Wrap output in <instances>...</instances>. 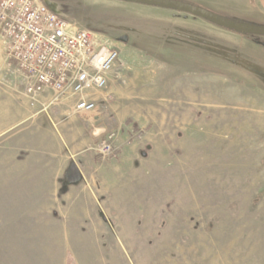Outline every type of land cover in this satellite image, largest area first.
I'll list each match as a JSON object with an SVG mask.
<instances>
[{"label":"rangeland","instance_id":"1","mask_svg":"<svg viewBox=\"0 0 264 264\" xmlns=\"http://www.w3.org/2000/svg\"><path fill=\"white\" fill-rule=\"evenodd\" d=\"M175 1L264 26V0H245L239 11L224 9L232 0ZM53 2L73 26L111 40L133 68L86 117L108 114L111 129L97 146L115 135L114 152L96 154L90 175L77 160L58 190L11 181L3 192L0 182V264H264V37L197 18L218 29L212 46L174 41L165 13L176 10ZM24 89L0 39V162L8 151L11 165L38 160L48 128L17 117Z\"/></svg>","mask_w":264,"mask_h":264},{"label":"built area","instance_id":"2","mask_svg":"<svg viewBox=\"0 0 264 264\" xmlns=\"http://www.w3.org/2000/svg\"><path fill=\"white\" fill-rule=\"evenodd\" d=\"M0 39L24 77L29 104L42 112L69 101L73 114H94L112 81L125 82L120 49L101 33L73 26L43 0H0ZM114 137L96 147L99 155L114 152Z\"/></svg>","mask_w":264,"mask_h":264},{"label":"crops","instance_id":"3","mask_svg":"<svg viewBox=\"0 0 264 264\" xmlns=\"http://www.w3.org/2000/svg\"><path fill=\"white\" fill-rule=\"evenodd\" d=\"M44 1L49 8L59 12L57 8H54L53 0ZM232 1V7L227 6L224 8L225 10L239 11V9H245V3L247 4L248 2L245 0ZM228 4L230 5V3ZM165 14H172L171 16L174 21L168 31V37H172L169 40L174 39V41H176L180 39L181 41L190 40L199 42V40L202 39L206 44L212 46V39L210 38L212 37V33L215 34L218 29H214L210 25L199 21L196 17L184 13L176 12ZM185 26L191 27L192 30H185ZM163 29L166 30V27H163ZM214 38L216 39V35ZM216 42L217 39L215 40V43ZM176 49L178 51L183 50L180 47ZM135 64L136 63H133V66ZM122 65L124 67L123 77H125L126 71L133 67L126 63H122ZM119 84L120 82L118 81H112L107 91L99 95L101 100H106V97H108ZM27 103L29 104V101ZM27 103L24 101L17 103L15 107L17 117L20 119L23 118L25 121L32 120L34 124L37 123L38 132H40L39 129H42V123L47 124L48 128L45 131L46 136L44 140L39 143V153L36 154L39 156V159L36 161L18 159L17 162L11 165L9 152L7 151V155H5V153L2 154V156L5 155L0 162V182H2L1 190H3V192L9 191V182L11 181H17L19 183H53L54 188L58 190L57 184L63 181L65 176H72V173L70 175L71 167L75 168L72 165L76 163L77 160L80 163L79 169L83 166L86 167L84 172L87 171V169H94L95 165L93 158L98 154L96 146L111 129L110 123L106 121L108 119L107 112H98L96 114V116L98 115V119L95 120V122H88L86 117L90 115L78 116L73 114V104L69 101L53 106L46 112H42L40 107H31ZM93 118L95 117L90 118V120H93ZM81 119L87 120L86 123H82ZM114 119L115 121L112 127L120 126L119 117L114 116ZM58 129L61 130L62 133H60ZM85 173L90 175L88 172ZM18 191H26V185H18Z\"/></svg>","mask_w":264,"mask_h":264},{"label":"water","instance_id":"4","mask_svg":"<svg viewBox=\"0 0 264 264\" xmlns=\"http://www.w3.org/2000/svg\"><path fill=\"white\" fill-rule=\"evenodd\" d=\"M119 1L172 9L180 13H184L196 18L204 19L214 25H217L219 27H222L230 31L238 32L241 34L264 37V26L240 23L231 19L221 17L214 13H211L203 8L180 1H175V0H119ZM120 41L123 43H127L128 37L123 36L120 38Z\"/></svg>","mask_w":264,"mask_h":264}]
</instances>
